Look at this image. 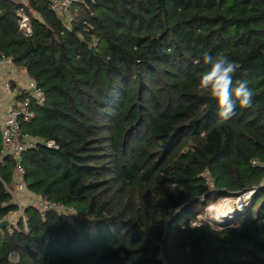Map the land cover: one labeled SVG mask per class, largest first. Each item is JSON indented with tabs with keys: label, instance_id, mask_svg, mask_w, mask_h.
<instances>
[{
	"label": "trees",
	"instance_id": "obj_1",
	"mask_svg": "<svg viewBox=\"0 0 264 264\" xmlns=\"http://www.w3.org/2000/svg\"><path fill=\"white\" fill-rule=\"evenodd\" d=\"M205 53L253 91L228 121L198 87ZM0 56L46 99L23 132L58 147L22 155L27 191L66 208L1 228L0 264H264V0H76L63 16L0 0ZM16 169L0 137V222ZM249 192L232 220L203 219Z\"/></svg>",
	"mask_w": 264,
	"mask_h": 264
},
{
	"label": "built area",
	"instance_id": "obj_2",
	"mask_svg": "<svg viewBox=\"0 0 264 264\" xmlns=\"http://www.w3.org/2000/svg\"><path fill=\"white\" fill-rule=\"evenodd\" d=\"M49 4L50 10L63 16L68 14L70 8L73 6L76 0H45ZM19 29L25 34L26 37L32 36V28L30 20L24 11L18 14ZM5 64H12V62L4 56H0V66ZM7 93H11L9 85L6 86ZM46 99L41 90H39L34 82L30 83V93L27 97L16 107L11 108L6 116L3 128H0V137L3 140V153L7 155H13L17 159V169L15 174L16 179V191L12 192L14 204L18 207V211L13 214H18L23 217L24 209L27 207H35L41 212L49 211H65L63 205L57 204L43 196L33 195L27 191L24 183V169L22 165V155L34 149L38 143L45 144L49 149H58L54 142H44L33 139L29 135H26L22 130V125L25 122L34 118V112L32 105L36 102L37 105H43ZM254 192H249L244 196L238 198L240 205L234 210L236 212L245 211L251 204L252 196ZM233 213V217L234 214ZM9 215L5 220L11 222L12 215ZM233 217L230 219L232 220ZM229 220V221H230ZM2 222V221H1ZM0 222V223H1Z\"/></svg>",
	"mask_w": 264,
	"mask_h": 264
},
{
	"label": "clouds",
	"instance_id": "obj_3",
	"mask_svg": "<svg viewBox=\"0 0 264 264\" xmlns=\"http://www.w3.org/2000/svg\"><path fill=\"white\" fill-rule=\"evenodd\" d=\"M206 71L200 76L199 89L216 99L219 104V117L228 121L240 108L252 106L253 91L246 81H237L233 88V76L239 65L224 55L213 57L207 53L203 56Z\"/></svg>",
	"mask_w": 264,
	"mask_h": 264
},
{
	"label": "crops",
	"instance_id": "obj_4",
	"mask_svg": "<svg viewBox=\"0 0 264 264\" xmlns=\"http://www.w3.org/2000/svg\"><path fill=\"white\" fill-rule=\"evenodd\" d=\"M27 73L16 67L14 64H5L0 66V128H3L8 111L18 106L30 93V83ZM9 85L11 93H7L6 86ZM16 191V179L13 183ZM12 221L16 222L20 215L13 214Z\"/></svg>",
	"mask_w": 264,
	"mask_h": 264
},
{
	"label": "rangeland",
	"instance_id": "obj_5",
	"mask_svg": "<svg viewBox=\"0 0 264 264\" xmlns=\"http://www.w3.org/2000/svg\"><path fill=\"white\" fill-rule=\"evenodd\" d=\"M65 18L67 19V17H65ZM239 205H240V201H238V198H226V199H223V200L219 201L218 203L210 206L206 210V215H205V217L203 219L209 221L213 225L226 223V222H223V221H229L233 217V211ZM220 206H221V208H219ZM227 208H228V210L231 209L232 212L229 213L227 215V217L224 218L225 220L218 218V215L220 214V212L226 210ZM220 221H222V222H220Z\"/></svg>",
	"mask_w": 264,
	"mask_h": 264
},
{
	"label": "bare ground",
	"instance_id": "obj_6",
	"mask_svg": "<svg viewBox=\"0 0 264 264\" xmlns=\"http://www.w3.org/2000/svg\"><path fill=\"white\" fill-rule=\"evenodd\" d=\"M226 204V203H225ZM219 208H221V206L219 207ZM221 210V209H220ZM229 211V212H228ZM232 211H231V209H229L228 210V208L226 209V210H224V211H222V212H220V214L218 215V218H220V219H224L225 217H227V215L229 214V213H231ZM231 215V214H230ZM219 220V219H218Z\"/></svg>",
	"mask_w": 264,
	"mask_h": 264
},
{
	"label": "water",
	"instance_id": "obj_7",
	"mask_svg": "<svg viewBox=\"0 0 264 264\" xmlns=\"http://www.w3.org/2000/svg\"><path fill=\"white\" fill-rule=\"evenodd\" d=\"M10 225V222L7 221V220H3L1 223H0V229L3 228V227H6V226H9ZM12 257L15 259L16 258V255L13 254Z\"/></svg>",
	"mask_w": 264,
	"mask_h": 264
}]
</instances>
